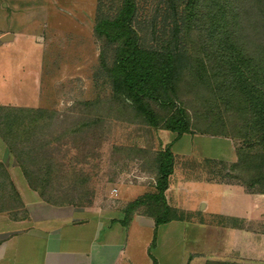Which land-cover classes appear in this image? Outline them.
Masks as SVG:
<instances>
[{
  "label": "rangeland",
  "instance_id": "obj_1",
  "mask_svg": "<svg viewBox=\"0 0 264 264\" xmlns=\"http://www.w3.org/2000/svg\"><path fill=\"white\" fill-rule=\"evenodd\" d=\"M199 7L203 8L202 2ZM97 11L98 0H0V34L7 31L17 33V39L8 44L9 47H5L4 51H0L4 58L0 60V70L2 69L5 77L12 78L19 91L21 86L17 83V72L24 67V82L28 94L25 98L30 101L31 107L48 109L56 115L46 135L36 140L40 144L46 143L45 148L41 147L33 152L30 141L22 140L24 137L16 143L17 149L23 152L22 159L27 167L40 179V191L46 190L44 192L47 198L62 203V206L100 208L104 213L109 209L123 208L130 203H125L127 199L143 191L140 189L129 194L130 192H126L128 188L154 184L151 161L139 157H145V153H149L153 158L163 143L159 136L162 129L155 130L148 126L134 117L131 110L123 108L113 99L111 87L105 79V68L99 58L104 41L98 39L94 32ZM170 22L166 0H138L135 26L148 46H159L166 40L169 32L164 29V25ZM188 31L182 44L186 43L199 55L192 56L188 61L190 68L185 70L177 93L170 96L176 106L185 108L192 128L200 134L199 131L206 124L219 126L223 121L216 115H209L208 110H212L214 114L224 108L210 106L207 88L214 85L200 83L204 71L205 80L215 71L207 69L209 63L206 60L203 38L200 37L201 31L191 20ZM106 50L109 64L112 60L111 49L108 47ZM28 68L32 75L30 79ZM210 79V83H213L214 79ZM154 107L160 116H169L173 111L171 105L165 109L157 104ZM225 121L226 130H232V118ZM219 131V127H212L211 133H204L215 137L216 142H210L206 146H209L210 151H219V157L193 168H196L199 177L207 175L209 178L222 179L240 184L250 191L254 190L247 187V182L250 181L247 175L232 170L238 163V154L249 151V143L245 139L212 134ZM166 134L171 136L170 133ZM188 140L189 137L184 138V141ZM251 140L250 138L249 141ZM192 163H186V167H192ZM202 172L206 174H201ZM225 189L222 194L220 189L216 190V194L212 193L210 202L214 209L219 210L221 207L222 212L232 214L252 207L239 187L227 188L223 195ZM210 217L199 219L210 221ZM216 219L220 223L229 226L234 223L250 231L251 240L246 247L248 251L241 258L230 262L264 264V195L256 194L255 218L249 221L242 218ZM194 226L186 221L151 229L153 239L149 251L154 252L158 236L163 238L160 239L163 241L162 245L168 248L178 243V238L174 239L173 233L185 231L188 235L182 234L179 240L186 251H195L190 243ZM134 230L141 232L145 241L148 228ZM205 230L203 243L198 244V247L205 246L206 252L214 249L227 251L231 245L235 246L232 239L229 241L224 236L228 232L225 229L213 226ZM197 254L193 256L192 264L194 260L196 264L199 257H202L200 253ZM152 258L155 260L153 256Z\"/></svg>",
  "mask_w": 264,
  "mask_h": 264
},
{
  "label": "trees",
  "instance_id": "obj_2",
  "mask_svg": "<svg viewBox=\"0 0 264 264\" xmlns=\"http://www.w3.org/2000/svg\"><path fill=\"white\" fill-rule=\"evenodd\" d=\"M201 2L203 8L199 7ZM166 3L171 22L165 23L164 29L169 36L159 46H148L135 26L138 0H98L94 32L98 39L104 41L99 58L113 99L155 130H167L178 137L185 133L196 134L185 108L176 106L170 96L177 93L185 70L190 68L188 61L199 55L186 43L182 44L189 34L190 20L193 21L201 31L209 63L207 69L215 71L208 80H205L204 71L200 84H213L207 88L210 106L224 108L214 114L208 110L209 115L223 120L222 126L208 123L199 132L207 134L212 127H219L220 134L213 132V135L245 139L249 143V151L238 154V163L232 170L249 177L247 187L255 191H247L264 195V0H166ZM108 47L112 58L109 64L106 58ZM210 78L214 79L213 83H210ZM154 104L164 109L171 105L173 111L169 116H160ZM55 117L53 111L40 107L0 105V137L30 187L44 201L60 206L62 203L47 198L46 190L40 191V179L27 167L22 159L23 152L17 149V141L23 137L22 140L30 141L33 152L45 148L46 143L40 144L36 140L46 135ZM227 118L234 121L232 130H226ZM171 147L161 146L153 158L149 153L139 157L151 161L154 190L123 208L124 218L118 220L123 226L127 227L136 213L152 217L156 229L187 217L184 212L168 205L165 196L175 169ZM0 213H6L12 220L27 217L25 205L1 162ZM154 264H157L155 260ZM207 264L235 263L216 260Z\"/></svg>",
  "mask_w": 264,
  "mask_h": 264
},
{
  "label": "crops",
  "instance_id": "obj_3",
  "mask_svg": "<svg viewBox=\"0 0 264 264\" xmlns=\"http://www.w3.org/2000/svg\"><path fill=\"white\" fill-rule=\"evenodd\" d=\"M6 34H13V39L5 43L0 41V51H4L5 47H9L8 44L17 39V33L12 31L0 34V39ZM1 59L4 58L0 55ZM18 72L17 83L21 86L19 91H17V84L12 81V78L5 77L2 69L0 70V105L34 108L25 98L28 95L24 82L26 69L20 68ZM27 74L30 79L32 76L30 68H28ZM166 133H170L171 136ZM159 136L163 147L172 146L175 156L174 173L165 193L167 203L184 212L187 217L184 220L162 224L157 229L172 222L186 223L188 221L195 225L194 235L190 242L195 251H186L179 240L182 238V234L188 235L187 231L180 234L173 233V238H178V243L168 248L162 245L163 241L160 239L163 238L158 236L155 249L153 247L154 252L149 251L153 239L151 229L156 228L154 219L136 213L129 225L125 227L118 222L120 218H124L123 208L125 206L118 210L109 209L103 213L100 208L80 209L74 206L53 205L44 201L39 193L30 187L23 171L0 137V162L8 171L27 210V217L19 220H12L6 213H0V264H153L152 256L157 264H169V262L171 264H192L193 256L198 255L197 253H200L199 255L202 257H199L196 264L241 258L248 251L246 247L250 244V231L236 226L234 223L231 226L220 223L216 221V218L218 220L219 218H242L248 221L255 218L256 194L250 193L240 184L209 178L207 175L199 177L196 168L193 167H197L198 164L206 160L219 157V151H210L209 146H206L210 142H216L215 137L197 133H185L178 137L176 133L163 129ZM185 137H189L187 142L184 141ZM188 162L190 164L193 162L192 167H186ZM192 171L193 173H191ZM201 174H206V172ZM233 186L241 189L243 196L246 197L245 200L251 202L252 207L232 214L222 212L221 207L219 210L214 209L210 202L212 193L216 194V190L220 189V194H222L226 188L224 195L227 188ZM128 189L126 192H130L129 194L140 191V189L143 191L139 195L127 199L126 204L128 201L131 202L143 194L153 191L154 186L140 184V188ZM207 216L212 220L202 221L199 219ZM213 226L228 231L224 236L229 241L232 239L235 246L231 245L227 251L214 249L207 252L205 246L204 248L198 247V244L203 243L205 229ZM144 227L149 230L145 241H143L142 233L134 230V228Z\"/></svg>",
  "mask_w": 264,
  "mask_h": 264
},
{
  "label": "water",
  "instance_id": "obj_4",
  "mask_svg": "<svg viewBox=\"0 0 264 264\" xmlns=\"http://www.w3.org/2000/svg\"><path fill=\"white\" fill-rule=\"evenodd\" d=\"M11 39H13V34H6L3 37H1L0 41L1 42H6V41H9Z\"/></svg>",
  "mask_w": 264,
  "mask_h": 264
}]
</instances>
